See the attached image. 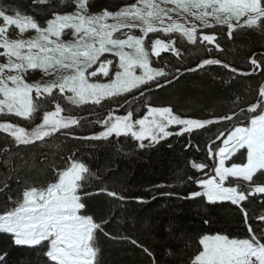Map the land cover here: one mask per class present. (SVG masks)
I'll return each mask as SVG.
<instances>
[{
  "label": "snow or ice",
  "instance_id": "obj_1",
  "mask_svg": "<svg viewBox=\"0 0 264 264\" xmlns=\"http://www.w3.org/2000/svg\"><path fill=\"white\" fill-rule=\"evenodd\" d=\"M38 2L47 3L48 0ZM61 2L71 11H52L51 18L41 24L0 0V114L41 121L30 131L16 123L0 122V131L10 135L15 145L46 143V138L63 130L64 135L80 140L111 143L116 138L119 144L120 137L131 138L139 142L137 147L145 148L173 135L191 134L208 125H223L216 138L205 143L213 174L207 179L178 176L177 184L191 182L201 189L179 198H206L213 204L231 202L242 214L247 236L203 235L198 241L202 250L189 264H264V227L256 231L248 223L251 217L245 204L250 198L264 195V180H261L264 177V84L258 89V99L249 102L247 107H241L237 97L228 113L208 119L185 118L175 113L171 106L148 103L145 105L147 114L138 119L132 110H127L125 115H114L110 111L106 118L96 121L101 131L81 137L72 132V126H78L79 119L71 114L61 115L66 110L61 101L66 106L102 105V101L119 103L123 98L127 104L126 94L134 90L147 100L153 88H163L179 79L180 67L165 70L151 66V58L159 57L162 52L181 56L175 41L155 38L145 43L149 34L156 33H180L189 42H197V27L173 21L172 13L185 12L200 21L204 28L226 26L227 35L231 37L233 31L245 27L264 32V0H137L117 11L102 9L98 12L92 11V0ZM168 4L174 7L168 8ZM110 20L113 22L109 23ZM11 28L18 29L20 37L30 30L35 36L11 39ZM133 30L141 35L133 34ZM199 38L202 43H214L216 50L223 51L219 43H215V34ZM206 51L211 53L212 49ZM106 54L118 59L114 62ZM259 55L260 59L253 55L249 60L253 72L264 65V53ZM206 65H221L232 73L238 72L219 59H204L197 67ZM137 69L142 70L139 75ZM37 70L49 79L29 83L26 76ZM98 73L106 77L107 82H99ZM53 105L54 110H48ZM172 126H178L179 130L170 131ZM146 140L148 145L144 143ZM116 150L122 149L117 147ZM241 150L246 151V160ZM8 151V148L0 149V154ZM236 153L241 154V162L228 163ZM4 163L11 168V157ZM192 167L203 172L209 165L193 163ZM17 170L11 168L10 174L0 180V193L11 191L9 181L13 179L18 185L15 198L7 195L3 214H0V232L11 234L16 246L45 248L49 264H100L98 236L110 237L104 231L108 217L97 219L90 214L89 199L101 195L120 203L128 199L122 191L106 183V170L93 171L76 152L61 157L60 163L46 160L40 180L14 177ZM174 186L155 185L154 188ZM161 195L176 194L162 192ZM256 220L264 224V215L256 216ZM131 243L142 248L151 264H160L148 248L135 240ZM166 254L175 255L170 249ZM6 256L7 253L0 254V264Z\"/></svg>",
  "mask_w": 264,
  "mask_h": 264
},
{
  "label": "trees",
  "instance_id": "obj_2",
  "mask_svg": "<svg viewBox=\"0 0 264 264\" xmlns=\"http://www.w3.org/2000/svg\"><path fill=\"white\" fill-rule=\"evenodd\" d=\"M3 2L22 14L32 16L41 24L51 18L52 11H71L61 0H48L47 3H39L38 0ZM135 2L137 0H92V9L117 11ZM227 31V27L217 26L210 32L211 35L215 34V43H219L222 52L216 50L214 43H202L200 33L195 44L180 33L150 34L145 41L146 45L148 40L155 38L164 39L166 42L171 38L175 41V47L180 50L181 56L177 57L170 51L162 52L159 57H152V66L165 70L180 67L182 74L179 79L163 88H153L147 100L140 98L138 91L126 94L129 102L127 104H124L123 98L119 103L102 101V105L66 106L61 101L66 108L61 115L71 114L78 118L80 123L72 126V132L75 136L83 137L101 131L102 128L96 121L106 118L110 111L114 115H125L127 110H132L135 114V110L140 108L141 113L138 116L135 114L138 119L146 115L145 105L148 103L152 106H171L175 113L194 119H208L228 113L237 97L240 98V106L247 107L249 102L258 99V89L264 84V65L255 72L249 66L253 55L260 59L259 54L264 53V32L245 27L233 31L229 37ZM208 48L212 49L211 53L206 51ZM204 59H219L238 69V72L232 73L221 65L198 68L197 65ZM189 68L196 70L185 71ZM241 72L251 75H240ZM48 110H54V105ZM236 110L239 111V108ZM0 122L16 123L30 131L35 123L41 121L39 118L25 121L14 115L1 114ZM222 127L223 125H208L205 129L182 136L173 135L145 148L137 147L139 142L131 138L120 137L119 144L116 138L111 143L80 140L64 135L63 130L46 138V143L15 145L10 135L0 131V149H9L8 152L0 154V180L10 174L11 168L18 169L13 174L14 177L18 175L21 179H43L42 169L46 160L60 163L61 157L76 152L93 171L106 170V183L122 191L128 198L123 203L103 195L89 199L90 214H94L97 219L108 217L104 231L110 237H115L113 239L103 234L98 236L100 264H151L142 248L131 243L132 240L148 248L160 264H189L190 259L202 250L198 241L203 235L225 234L230 238L247 236L242 214L231 202L213 204L207 202L206 198H179L201 189L199 185L191 182L177 184L178 176L181 179L188 176L207 179L213 174L212 161L206 157L205 143L215 139ZM169 130L178 131L179 127L172 126ZM144 143L148 145L149 141ZM189 144L193 147H189ZM117 147L122 150L117 152ZM241 152H244L243 159L246 160V151ZM9 157L11 168L4 163ZM232 161L241 162V154L237 153L230 163ZM205 162L209 167L203 172L192 167L193 163ZM9 185L11 191L0 193V214H3L7 195L15 198L18 188L15 179L9 181ZM155 185L175 186L156 189ZM162 192H173L176 195L165 196L161 195ZM153 196L156 198L153 199ZM138 198H142L144 202H140ZM262 202L264 195L245 202L251 217L248 223L256 231L264 227V224L256 220V216L264 215ZM169 249L175 255L168 256L166 252ZM45 251L43 247L16 246L11 234L0 232V254L7 253L3 264H49L44 255Z\"/></svg>",
  "mask_w": 264,
  "mask_h": 264
},
{
  "label": "rangeland",
  "instance_id": "obj_3",
  "mask_svg": "<svg viewBox=\"0 0 264 264\" xmlns=\"http://www.w3.org/2000/svg\"><path fill=\"white\" fill-rule=\"evenodd\" d=\"M135 3H137V2H135ZM135 3H133V4H135ZM124 7V6H123ZM167 7L168 8H172V7H174V5H172V4H168L167 5ZM102 10V9H101ZM119 10V9H118ZM92 11L93 12H98V11H100V10H93L92 9ZM9 14H14V13H9ZM172 20L173 21H175V22H179V23H183V24H185V26L186 27H191V26H193V25H195L196 27H197V29H198V32H197V40H198V34L200 33L201 35H204V34H207V35H211V31L215 28V27H213V28H204L203 26H202V24H201V22L200 21H198V20H196L195 19V17H193V16H191V15H189V14H187V13H185V12H175V13H172ZM113 21H109V23H112ZM211 23H215V21H210ZM0 23H2V22H0ZM165 23H168V21L166 20L165 21ZM217 26H220V25H217ZM216 26V27H217ZM226 27V26H225ZM237 30V29H236ZM126 31V30H125ZM135 33H140L138 30H133V34H135ZM141 34V33H140ZM162 34H164V33H162ZM173 34V33H172ZM150 35V34H149ZM165 35V34H164ZM170 35V34H169ZM31 36H35V32L33 31V30H30V31H28L27 33H25L24 35H23V37H20L19 35H18V29H15V28H11L10 29V31H9V38H11V39H15V38H25V39H27V38H29V37H31ZM70 37H65V39H69ZM186 38V37H185ZM187 39V38H186ZM106 56L109 58V59H113L114 60V62L118 59V58H114L113 56H111L110 54H106ZM152 59V58H151ZM151 66H152V64H151ZM153 67V66H152ZM110 71H111V66H110ZM137 71V74L139 75L140 73H141V69H137L136 70ZM98 76H99V82H107V78L106 77H103L102 76V74H99L98 73ZM26 79H27V81L29 82V83H33V82H36V81H41V82H44V81H46L47 79H49L48 77H43L42 76V72L41 71H39V70H37V71H35V72H30L27 76H26ZM97 80V78H93V81H96ZM133 92H137L136 90H134ZM34 95V94H33ZM86 104H92V103H86ZM83 105H85V104H83ZM77 106H81V105H77ZM141 113V111H140V108H137L136 110H135V114L138 116L139 114ZM145 114H147V113H145ZM1 115V114H0ZM10 115H12V114H10ZM237 154V153H236ZM234 157V156H233ZM232 157V158H233ZM231 158V159H232ZM217 159H218V157H217ZM228 163H230V161L228 162ZM223 202H229V201H223ZM216 203H220V201H218V202H216ZM46 243V242H45Z\"/></svg>",
  "mask_w": 264,
  "mask_h": 264
}]
</instances>
